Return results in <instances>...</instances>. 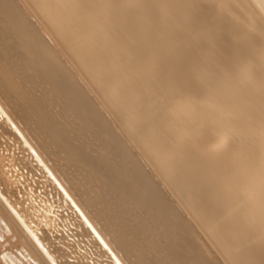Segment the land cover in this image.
Here are the masks:
<instances>
[{"label":"bare ground","instance_id":"1","mask_svg":"<svg viewBox=\"0 0 264 264\" xmlns=\"http://www.w3.org/2000/svg\"><path fill=\"white\" fill-rule=\"evenodd\" d=\"M16 1L0 0L1 40L15 51L21 45L23 62L51 80L54 114L65 91L85 124L99 126L104 156L114 158L82 151L45 117L50 133L29 126L0 95V264H128L126 257L131 264H192L204 258L195 238H206L228 264H264V0ZM25 15L36 17L29 28L21 25ZM232 22L244 34L241 45L250 43L243 52L228 30L223 36ZM201 30L232 58L246 56L249 68L238 74L197 46ZM70 33L101 60L79 61ZM38 35L48 51L34 42ZM4 67L8 93L19 90L16 73ZM16 67L26 80L29 69ZM210 119L218 128L204 140L200 130ZM48 137L96 171L109 199L97 202L99 192L93 197L86 187L92 181L82 180L78 195L66 156L46 145ZM97 203L112 206L102 225L114 228L124 249L90 213Z\"/></svg>","mask_w":264,"mask_h":264},{"label":"rangeland","instance_id":"2","mask_svg":"<svg viewBox=\"0 0 264 264\" xmlns=\"http://www.w3.org/2000/svg\"><path fill=\"white\" fill-rule=\"evenodd\" d=\"M199 2H200V0H199ZM204 2L206 3V5L212 4L208 0H201L200 5H201V3H202V5H205ZM207 2H209V3H207ZM229 2H232L231 4L233 5V1H229ZM220 4H221L220 7L223 9L222 14H224L227 19H229V17L231 16L230 19L234 18L235 22H238L239 17L236 16L235 14L234 15L232 14L234 12L232 10V7L230 6L231 8L230 7L225 8V5L223 3H220ZM214 8L215 7H213V10L210 9V10H212L211 12L214 11ZM207 10H208V8H207ZM1 12H2V9H0V16H1ZM19 13H16V14H19ZM224 15L219 17L220 15L217 14V17L220 19L222 18V20H223L225 18ZM232 15L234 17H232ZM25 16L29 20L23 18L21 25L23 27L29 28L31 25L30 23H32L33 22L32 20H35L36 17L31 16V18H30L28 15H25ZM239 22H238V24H240ZM233 23L234 22H232L231 25H229V26L231 28L232 27L234 28V29H232L234 34L230 30L231 28L227 27L228 29L225 28V30H222L223 36L228 35L227 37L230 39H231V37H233L232 40L236 43L237 47H238V43H237V40H238V42L240 43V45H239L240 48L238 47V50L242 48L241 52H243L244 51L243 48H245V46L247 45V43H243L245 45V46H243V45H241V42H240V41L244 40V37L243 38L241 37V36H244V34L242 35V33H235V31H236L235 26L237 23H235L234 26H233ZM194 30L196 31L197 29H194ZM194 30H192V31H194ZM227 30L229 33L227 32ZM65 32H66V30H65ZM254 32H255L254 34L258 33V31H256V30ZM30 33H33V31H31ZM224 34H227V35H224ZM236 34L237 35L239 34L238 36H240L241 40L239 39V37H236ZM204 35H205L204 31L201 30L200 34H199V39L197 40L196 45L202 49L204 48V49L208 50V52H210L211 56L216 58V61H221L220 63L223 62L225 67L234 68L235 72L238 74H241L240 71H241V69L244 68L245 64L249 68V66H248L249 62H247L249 60L246 58V56L234 59L231 57L230 54L227 53L226 50L218 49L213 44L208 43L209 41L207 42L206 39H208V38H209V40H212V41L215 40L212 37V35L211 36H204ZM69 36L74 41L75 46L77 45L75 47L77 50L76 58L79 61H84L85 63L93 64L94 62L96 63L99 60H101L100 56L96 53V51L93 48L88 46L86 41L82 40V42H81V41L77 40L76 39L77 36L73 33H70ZM213 36L216 38L218 35H213ZM211 38H213L214 40ZM216 41H217V39H216ZM34 42H37L36 44H39L43 49H46V51L49 50V46L46 44V40L44 39L43 36H41V35L36 36L34 38ZM249 44L250 43H248L246 48L249 47ZM251 44L252 45H250V48H251V46H254L253 48H255V45L253 43H251ZM0 49L4 50L6 53V55L5 54L0 55V57L4 56V59L0 60V63L4 66L6 65V67H4V68L9 73H11V76H12L13 72L16 73L15 74L16 76H14V78H13V82H14V86L19 89V90L11 91L8 93V91L10 90V86H8L7 83H5L2 80V78L0 77V95L2 97H4L5 101L9 102V104L12 108L14 107L16 109L15 112L18 113L17 114L18 117H20L22 120H24L23 118L25 117L27 124L29 126H33V127L37 128L38 130L43 129L47 132H49V131H48V128L46 125V121L50 124L58 123V127L61 130H63V132L66 136L68 135L70 138H73V144L76 147L82 148V151H84L86 149L87 152L94 154L96 157H102V158H106V159H107V157H108V159L114 158L111 154H109L106 157L104 156L103 153L105 152V150H103L104 149L103 147H106V144L104 143L106 141H102V139H101V136L99 133V130H100L99 126L95 125V124H91V123L89 125L85 124L86 120L84 119L83 112H80L78 110V108L75 105V102L73 100V97L71 95H68L65 91H62L60 94H58L59 107L55 108V111H58V113H60L61 115L57 116L58 113H57V115L54 114V112H53L54 100H53L51 80H50V83L47 84V78L41 74V71H39V69L36 71H33L34 64L32 63V61L23 62L24 61V58H23L24 49L21 45H19L18 49L15 51L14 47H11L10 45L7 46L6 40H1V37H0ZM18 61H20V62H18ZM16 65H18V66L23 65V68L29 69V72H27L29 74V76L26 80H23V78L20 79L17 77L18 76L17 71H19V68L16 67ZM246 66H245V68H246ZM251 72L252 73L254 72L253 69H251V68L248 69L247 74H251V75H249L250 77L254 74V73L252 74ZM242 78L249 80L248 79L249 77L246 78L245 76H242ZM258 80H261V79L256 78L255 80H249V81H257L258 82ZM258 83H259V85L263 86V84H260V82H258ZM213 85H214V87H217L218 91L223 89L222 86H220L219 84H216L214 82H213ZM21 89H29L28 95L21 97L20 96L21 92H19V91H21ZM47 91L50 92V94H48ZM46 94H48V96ZM45 98L49 99L51 102H40V100H45ZM49 106H51V107H49ZM65 108H66V111H63V110H65ZM42 109H43L44 113H41ZM39 112L41 113V115L38 114ZM44 117L46 118V121L43 120ZM28 119H30V120H28ZM213 122H214V120L210 119V124L208 126L201 128L200 136L202 137V139L206 140L215 133V131L218 127L216 124H213ZM85 125H87V128H85ZM172 125H173L172 130L177 127V126H175V124H172ZM55 126H56V124H55ZM39 131H42V130H39ZM47 140H48V144H46L47 146L54 147L56 150H58L59 152L61 151L63 153V155L66 156L67 159L64 160V162L62 161V163H64L66 165V166H64L66 176L70 179V184L71 185L74 184V187L81 191V192H78V195L81 198H82V180H83V181H87V182H89V181L93 182V183H90L89 185H86V187L91 188V194L93 197H95V194H94L95 191L99 192L100 197L98 196V200H97L98 203L101 200H104V198L109 199L105 196L106 193L101 189V183H97L95 181L94 175L96 174V171L87 162L83 161L81 159V157L78 155H76L74 157H71V156L69 157L67 155L68 153L66 151L69 152L70 150L63 141H59L61 139L57 140L56 137L55 138L48 137ZM245 141H247V140H245ZM247 144L248 143L245 142V145H247ZM107 162H109V161L107 160ZM248 163H251V161H249ZM247 166H249L251 168V164L247 165ZM96 183H97L98 187L94 186V184H96ZM79 185H81V187ZM98 203L95 205V207L93 209H91V208L89 209L90 213L92 214V216H94L96 221L100 222L101 228H103L106 231V233L108 234V237L111 238V240H113L115 235L113 233H111L110 231L113 230L114 228L113 227L111 228V226H109L108 224H107V227L102 225V224H104V221L102 220V218H104L108 223L110 222V219H108L105 216H108L107 213H109V215L111 216L112 206H109V207L104 209L105 204L101 205ZM232 219L233 218H231L229 220H232ZM231 222L234 223L235 221L233 220ZM230 228L231 229H237L235 226H232L231 223H230ZM198 239L195 238L196 247H198L199 251L204 254V258L202 260H199V261L192 263V264H210V262H212V264H228L227 261L224 259V257H222L220 255L219 251L217 249H215V247L213 246V244L211 242H209L206 238H200L199 240L201 242ZM113 241L115 242V247L118 248L117 249L118 251L123 248V246H121L122 248L119 247L120 245L115 240H113ZM127 250L128 249H125V251H127ZM197 259H198V257H197ZM125 260L127 261L128 264H131L130 260L127 257L125 258ZM131 260H134V259L132 258Z\"/></svg>","mask_w":264,"mask_h":264},{"label":"snow or ice","instance_id":"3","mask_svg":"<svg viewBox=\"0 0 264 264\" xmlns=\"http://www.w3.org/2000/svg\"><path fill=\"white\" fill-rule=\"evenodd\" d=\"M89 227H91V225H89ZM101 243H102V241H101ZM117 264H119V262H117Z\"/></svg>","mask_w":264,"mask_h":264}]
</instances>
